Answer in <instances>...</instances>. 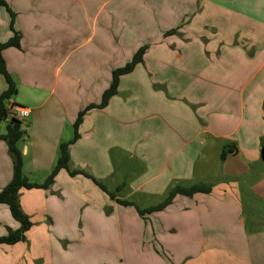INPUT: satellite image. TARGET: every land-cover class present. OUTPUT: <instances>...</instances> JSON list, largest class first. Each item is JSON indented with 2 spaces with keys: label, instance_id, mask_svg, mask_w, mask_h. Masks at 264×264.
Listing matches in <instances>:
<instances>
[{
  "label": "crops",
  "instance_id": "0c3cea01",
  "mask_svg": "<svg viewBox=\"0 0 264 264\" xmlns=\"http://www.w3.org/2000/svg\"><path fill=\"white\" fill-rule=\"evenodd\" d=\"M8 3L22 38L20 47L3 49L17 82L6 103L30 110L19 147L31 181L45 182L79 113L101 103L113 70L147 46L109 104L85 112L70 165L115 194L125 185L157 198L176 184L215 186L141 217L89 177L62 170L49 188L20 191L33 225L25 241L0 244V264H264V213L251 205L256 223L244 217L245 199L264 204V0ZM10 25L0 6V42L13 36ZM6 83L0 73V94ZM10 121L0 122L2 135ZM5 142L0 191L13 179ZM226 146L235 151L222 161ZM137 166L141 175L126 184L124 171L136 174ZM19 227L0 204V236ZM98 241L111 248L98 252Z\"/></svg>",
  "mask_w": 264,
  "mask_h": 264
},
{
  "label": "trees",
  "instance_id": "16d2710c",
  "mask_svg": "<svg viewBox=\"0 0 264 264\" xmlns=\"http://www.w3.org/2000/svg\"><path fill=\"white\" fill-rule=\"evenodd\" d=\"M8 5V0H0V6L5 7L6 11L11 16L10 28L13 31V36L9 40H7L6 42H0V73L3 75L7 82L6 91L0 94V122H3L8 119L6 102L17 93V82L14 80L13 76L7 69V63L3 56V49H6L8 47H20L22 38L21 33L14 29L13 25L15 24V16ZM146 48L147 46L140 47L130 62H128L123 67H118L113 70L112 84L111 86H109L108 89L104 91L101 103L88 105L85 110L79 113L78 118L75 124L73 125L74 136L72 140L62 143L59 146L58 161L53 167L51 173L49 174L45 182L40 183L36 181H31L30 178L24 172V157L19 147V142L22 141L26 135L25 130H23L21 126L22 121L15 118L11 119V121L7 125L6 133L3 135L0 133V138L6 141L5 143L8 146L9 154L13 159V179L0 191V204L7 205L13 217L18 220L20 224L19 228L15 230L9 229L7 235L0 236V244L13 245L17 242L19 243L25 241L26 233L30 230L33 225L30 217L25 214L20 207V191L22 189L32 188L47 189L53 184V182L56 181L58 173H60V171L62 170L68 171V173L71 175L79 174L91 178L101 190L107 192L109 196H111V198L116 199L118 204L122 206H134L141 217H145L147 214H151L155 211L159 212L164 210L168 205H171L173 203L175 197H177L178 195L192 197L198 193L208 194L212 191L213 186H215V183L213 181H202L189 186L183 184H176L169 190L165 200L162 201L160 204L151 205L147 208L141 209L137 206L135 202L120 199L114 192L108 191L106 186L102 184V182L99 181L95 176L79 169H73L70 165V147L80 138L79 127L83 122V116L85 112L93 107H98L102 109L109 104L110 99L118 93L120 77L130 73L134 69V67L137 66L138 63L143 62V55L146 51ZM262 147V155L264 157V139L262 140ZM234 148L235 147L230 149L229 146L224 147L221 153V160L224 161L229 152L235 151Z\"/></svg>",
  "mask_w": 264,
  "mask_h": 264
},
{
  "label": "rangeland",
  "instance_id": "374dc122",
  "mask_svg": "<svg viewBox=\"0 0 264 264\" xmlns=\"http://www.w3.org/2000/svg\"><path fill=\"white\" fill-rule=\"evenodd\" d=\"M15 97V96H14ZM140 163H142L141 161H140ZM138 167V166H137ZM125 170V169H124ZM142 171H143V167H138V172L136 173V174H125V171H124V173H123V181L127 184L128 182H130V181H132V182H135V181H137L136 179H134V180H130V179H133L136 175L137 176H140L141 175V173H142ZM126 175V176H125ZM127 175H129V176H127ZM91 179V178H90ZM137 183V182H136ZM138 184H141V183H137V185ZM98 186V185H97ZM99 188V187H98ZM117 195V197L118 198H120V199H124V198H126V199H128V200H130V201H133V202H137L136 204H137V206L139 207V208H142V209H144L145 207L147 208V207H149V206H151V205H155V204H160L162 201H164L165 200V198L166 197H160V198H157V197H155V196H153V197H145V196H142L141 194H132V193H130V190L128 189V187L125 185V188L122 190V192H119V193H117L116 194ZM167 196V195H166ZM111 197V196H110ZM113 199V198H112ZM116 200V199H115ZM245 203H244V217H245V221L249 224H251V223H256V220H253V219H251L250 217H249V213H248V210H249V208L251 207V205H253V206H259V207H256L258 210H260L261 212H263L264 213V204L262 203L261 205H259L260 203H258L257 201L256 202H254L253 204H251V203H249L246 199H245ZM104 212H105V214H110V209L108 208V207H105L104 208ZM148 215V214H147ZM259 223H260V225L262 226V225H264V216H262L261 218H259ZM123 232H127V230L126 229H123L122 230ZM111 241L112 242H116V239H111ZM65 242V241H64ZM98 243L100 244V245H93V247L99 252V251H101L102 249H104L105 250V248L106 249H110L111 248V244H107V243H101L100 241H98ZM87 244H88V242L87 243H83L82 245L84 246H87ZM162 249V248H161ZM157 253L159 252V248H157V251H156ZM165 250H163L162 249V251H160L159 253H161V254H163V255H165V256H167V258H169L168 257V252H166ZM202 254H204V252H201ZM126 258V257H125ZM201 258H204L203 256L201 257ZM170 259V258H169ZM133 262L131 261V259L129 258V259H127L126 258V260L124 259V262H122V264H132ZM120 264V263H119Z\"/></svg>",
  "mask_w": 264,
  "mask_h": 264
},
{
  "label": "built area",
  "instance_id": "2783aa9c",
  "mask_svg": "<svg viewBox=\"0 0 264 264\" xmlns=\"http://www.w3.org/2000/svg\"><path fill=\"white\" fill-rule=\"evenodd\" d=\"M8 118L19 119L21 121L29 117L30 110L27 107L22 106L16 102H10L7 104Z\"/></svg>",
  "mask_w": 264,
  "mask_h": 264
}]
</instances>
